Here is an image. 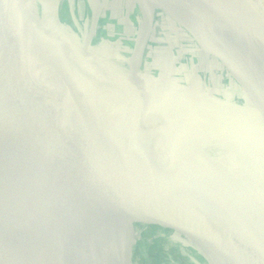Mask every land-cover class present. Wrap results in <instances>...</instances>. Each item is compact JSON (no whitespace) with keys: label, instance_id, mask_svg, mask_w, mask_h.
Wrapping results in <instances>:
<instances>
[{"label":"water","instance_id":"1","mask_svg":"<svg viewBox=\"0 0 264 264\" xmlns=\"http://www.w3.org/2000/svg\"><path fill=\"white\" fill-rule=\"evenodd\" d=\"M216 1L264 31V0ZM96 29L86 44L93 56L91 40ZM167 81L187 92L179 102L200 101L220 113L200 125L199 139L138 121L87 93L57 61L37 7L26 0H0V104L17 136L16 155L24 176L32 175L28 186L35 188L37 182H43L42 177L49 179L47 186L54 189L58 182L68 185L31 157L39 152L53 153L70 165L174 210L181 219L141 216L132 224L170 228L177 235L181 233L178 236L183 240L184 235L191 236L244 255L254 264H264V203L215 180L193 156L235 122L264 129V106L239 105L211 92ZM235 155L239 157V153ZM226 165L247 182L245 173L233 162L226 161ZM18 170L16 162L13 172ZM7 194L21 212L25 207L30 209L23 228H36L40 237L33 239V249L27 251L24 239L0 222V264H48L41 247L53 256L54 264H95L90 254L78 257L85 238L81 219L75 214L82 213L83 207L60 209L55 205L56 212L49 215L45 205L24 206L31 193L17 191L13 185ZM132 224L126 233L131 232ZM44 235L47 238H42Z\"/></svg>","mask_w":264,"mask_h":264},{"label":"bare ground","instance_id":"2","mask_svg":"<svg viewBox=\"0 0 264 264\" xmlns=\"http://www.w3.org/2000/svg\"><path fill=\"white\" fill-rule=\"evenodd\" d=\"M26 1L37 7L44 35L69 77L108 107L138 121L189 139H199L200 125L220 115L200 101L193 104L179 102L178 99L185 98L187 92L144 70L145 42L155 35L151 41L157 43L162 28L159 24L152 32L147 31L156 9L162 10L158 20H164L178 34L190 36L208 77L221 66L237 83L248 106H264V31L238 18L216 0H136L143 12L142 28L128 62L117 50H105L103 43L91 45L95 56L86 49L96 28L93 25L96 16L113 11L108 0H99V4L98 0H88L91 8L88 27L79 35L60 22L58 5L61 0ZM7 121L9 116L0 104V222L13 235L24 239L27 251L33 249L32 241L40 237V232L34 227L23 228L30 209L25 207L21 212L22 208L15 199L8 197L7 190L13 185L17 191L31 193V200L24 202V206L45 205L49 215L56 212L55 205L60 209L83 207L82 213L75 214L81 219L84 229L81 234L85 238L78 257L90 254L95 264H130L128 256L133 240L126 228L138 217H161L181 222L174 210L70 165L53 153L39 152L31 157L46 171L66 180L72 188L66 191L69 186L64 187V183L58 182L54 189L53 185L47 186L49 179L44 177L43 182L30 188L32 175H27L29 178L24 176L22 162L17 157V136ZM193 156L215 180L243 196L264 203V129L259 130L253 125L242 127L235 122L209 145L195 151ZM229 160L245 173L247 182L226 165ZM16 162L20 170L13 172ZM183 237L207 264H254L244 255L191 236ZM41 249L48 264H54L53 256L48 255L44 247Z\"/></svg>","mask_w":264,"mask_h":264},{"label":"rangeland","instance_id":"3","mask_svg":"<svg viewBox=\"0 0 264 264\" xmlns=\"http://www.w3.org/2000/svg\"><path fill=\"white\" fill-rule=\"evenodd\" d=\"M108 1L113 11L96 16L93 25L97 29L91 45L103 43L105 50H117L121 58L128 62L137 45L143 12L136 0ZM161 12V9L153 11L147 30L150 33L157 25H162L157 36L158 42L151 41L155 35L145 42L147 50L143 56L144 70L157 79L193 86L236 104H246L237 83L221 66L208 77L197 56L198 49L193 40L189 35L178 34L164 20H158ZM90 14L88 0H72L71 3L61 0L58 5L60 22L77 35L88 27ZM130 233L133 240L129 252L130 264H207L192 245L170 228L134 223Z\"/></svg>","mask_w":264,"mask_h":264}]
</instances>
